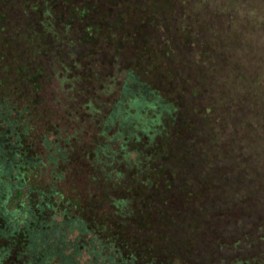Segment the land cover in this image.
<instances>
[{
	"label": "trees",
	"instance_id": "1",
	"mask_svg": "<svg viewBox=\"0 0 264 264\" xmlns=\"http://www.w3.org/2000/svg\"><path fill=\"white\" fill-rule=\"evenodd\" d=\"M24 1L0 0V131L5 149L11 146L23 162L22 185L12 201L24 206L17 210L19 230L7 226L0 234L9 242L0 262L186 264L182 254L190 241L180 237L201 233L208 211L227 217L254 205L246 197L264 181V168L251 165L237 146L245 143L238 127L226 133L230 119L221 112L245 86L235 90L231 84L215 107H199L206 95L201 90L221 86L223 70L234 81L244 80L255 64L260 74L254 102L264 117V0H199L193 9L206 13L204 25L211 22L189 29L181 16L180 43L173 42L179 34H172L168 22L176 6L182 13L190 6L183 0H121L115 4L125 8L119 21L101 6L104 0H87L75 21L65 13L56 16L48 0ZM75 1L67 0H85ZM134 6V16L148 18L150 25L133 26ZM99 13L119 45L116 55L122 52L125 60L155 56V47L139 40L150 44L160 35L173 72L169 80L175 82L163 90L161 77V88H155L142 73H156L159 66L146 58L136 61V69L119 65L115 56L106 62L99 47L73 59L82 44H101ZM248 128L260 138L264 120ZM212 142L218 159L197 151L207 149L208 155ZM224 182L232 187L220 211L207 203ZM256 261L264 264V256Z\"/></svg>",
	"mask_w": 264,
	"mask_h": 264
},
{
	"label": "rangeland",
	"instance_id": "2",
	"mask_svg": "<svg viewBox=\"0 0 264 264\" xmlns=\"http://www.w3.org/2000/svg\"><path fill=\"white\" fill-rule=\"evenodd\" d=\"M24 1V0H23ZM43 1V0H42ZM81 0H76V3H79ZM86 1L82 4H71L68 3L67 0H48L52 5V8H55L54 13L57 15H61L63 13L66 14V17L70 19V21H75L77 18H79L81 11L85 8ZM115 1V3H114ZM186 1V3H190L189 7H184L185 12L182 13L180 10H184L182 8H178L180 6H176L177 13L169 19V27H172V34H179L178 36H173V42L178 43L182 40V36H180V17H185V20H187V24H191L189 29H197V23H200V26L204 28H208L207 24L211 21H208L206 25H204V18L206 16V13L203 11L197 14L196 10L193 9V6L196 2L199 0H183ZM105 3H102L101 6L104 8V10L108 11V13L113 14V18L115 17L116 20H120V17L125 12V8H121L119 6H116L115 4L121 3V0H104ZM175 4H181L182 0H174ZM26 4V2L24 1ZM55 4H60L63 6V8H59V6H55ZM40 6V5H39ZM114 6V8L112 7ZM128 10H126L127 12ZM178 11L179 14H178ZM264 11V8H263ZM138 12L134 10L129 13L131 22L133 26L137 29V24L143 23L150 25L152 22L148 20V18L144 17H135L134 15H137ZM197 14V15H196ZM203 16H202V15ZM101 13H99V17L95 18L96 26L101 25V36L99 41H101V44L99 42L96 43V48L94 49V45H86L82 44V47L79 49V51L76 54H73V59L76 61H79L81 56L84 57L86 53H97L99 48L102 49V55L101 58H103L106 62L107 60L112 62L115 58H119L118 63L121 66H133L136 69L137 60H140L141 58H146L148 61V65L153 67H158V72L149 73L147 72V75H145V71L142 73L144 78L152 82L153 86L155 88H161L160 80L161 77H164V86L162 87L163 90H166L168 86H170V83H174L175 80L171 79V76L173 75V72L171 70V66L169 63V57L166 54V49H160L164 46V43L160 40V35L157 36V40L152 41L150 44L147 40H143L142 36L140 37V43L143 46H147L148 48H154L155 47V56L151 57H138L136 59H124V55H122V52L118 55H116L117 50L119 48V45L115 43V39L112 38V35L108 33L107 27L105 26V22L100 18ZM203 18V20H202ZM200 19V21H199ZM213 20V19H212ZM138 23H133V22ZM92 22V21H91ZM100 24V25H99ZM136 24V25H135ZM84 27V26H83ZM133 27V28H134ZM76 30L80 28L82 29L81 25H75ZM122 28V27H119ZM211 30H213V26L210 27ZM84 33H87V26L83 28ZM222 31H225L224 28H222ZM158 33H161L160 30H157ZM193 32V31H190ZM206 35L208 36L210 34V31H205ZM121 35V34H120ZM119 35V36H120ZM182 35V34H181ZM119 36L116 40L120 41ZM77 39V38H76ZM74 39L73 41L75 42ZM106 39V40H105ZM80 40V39H79ZM142 40V42H141ZM243 41L246 43L247 41L243 38ZM180 43V42H179ZM256 46L263 48V46H260L259 44H256ZM99 47V48H98ZM108 51V52H107ZM132 57L136 56V52L133 49ZM262 51V50H261ZM260 51V52H261ZM110 52V53H109ZM185 53V58L187 59L189 57L188 52ZM81 54V55H80ZM121 55V56H120ZM257 55V54H256ZM256 55L254 56L255 63L257 62ZM121 57V60H120ZM185 58L182 59L185 61ZM112 59V60H111ZM182 60V62H183ZM146 61L142 63L146 66ZM252 62V61H251ZM155 64H158L155 66ZM249 64V63H248ZM252 64V63H251ZM253 65V64H252ZM250 67V66H249ZM252 72H250L248 75H251L248 78L237 79L236 81L233 80V76L230 74V71L223 70L221 72L223 83L216 87H213L209 89V91H204L203 89L201 92L204 95V101L203 104H201L199 107L205 106V108H211L215 107L213 106L216 103H220L223 101L224 98V91L229 92V87H231V84L234 85L235 90L239 88H243L245 86L246 90L239 91V95H236L238 93H235L236 100H233L232 105L229 106L227 104L226 107L222 108L221 112L224 116V119H230V123L228 124V127H226L227 134H232L238 127L237 135H240L242 137L241 139L245 142L244 144L240 141L241 144H238L237 146L242 149V153L247 156V159H252L254 167L258 166L261 167V169L264 168V135L258 137H254V132L249 129L248 127L253 122H258L259 120H264V117L258 116L257 110L261 107V104L258 102L257 104L254 102L255 99L257 100V96H254L253 89L256 85H253L256 80V77L258 74H260V70L258 71L255 67V64L253 65ZM232 88V87H231ZM191 95V92L189 93L188 97H185V99H189V96ZM219 98V100H217ZM187 99V100H188ZM247 100V101H246ZM232 108L230 113H236L234 117H231L227 108ZM203 123V122H202ZM201 123V124H202ZM244 125V126H243ZM205 127V124H203ZM261 130L259 133H263L264 129ZM211 132V129H208ZM256 141L254 144L253 142ZM197 151L204 153L206 156H217V149L216 146H214L213 142L210 144L208 155H207V149H197ZM264 170H262L263 172ZM243 176L241 173H235L234 176ZM258 183L256 184V192L246 197L247 204L250 202L254 203V205L237 209L235 213L232 216L227 217H221L216 216V213H211V211H208L205 218H203V231L201 233H189L187 237H180L181 240L188 238V243L185 244V246H188L184 250V255L182 254V258L186 260V264H258L256 259L258 256H264V181L261 183V179H259ZM232 184L228 182H224L222 184V189L220 191L213 190L211 191V199L208 201V206L212 207H219L222 205L224 198L227 195V190L229 191V188H231ZM244 188H247L246 185ZM219 192L221 194H219ZM247 191L245 190V193ZM251 197V198H250ZM219 210L221 211L220 207ZM219 211V212H220ZM218 212V213H219ZM4 226L3 222L0 220V227ZM199 232V231H198ZM16 237L10 241L11 244H14V240ZM180 241V240H179ZM9 242L6 241L2 236H0V250L6 247V245ZM0 264H10L5 262H0Z\"/></svg>",
	"mask_w": 264,
	"mask_h": 264
},
{
	"label": "flooded vegetation",
	"instance_id": "3",
	"mask_svg": "<svg viewBox=\"0 0 264 264\" xmlns=\"http://www.w3.org/2000/svg\"><path fill=\"white\" fill-rule=\"evenodd\" d=\"M5 144V134L3 131H0V219L7 222V224L0 227L1 235L6 233L7 226L11 232L19 230L21 217L18 215L19 213L17 214V210L20 211L24 207L12 201L15 197L16 188L22 185L20 182V166L23 162H21V156L13 153L11 146L5 149ZM11 205L14 207L10 210L9 206ZM8 222H10V224H8ZM39 234H42V237L47 236L46 232H40ZM35 237L36 235L34 238ZM32 241H34L33 238ZM33 243L34 242H32L31 245H33Z\"/></svg>",
	"mask_w": 264,
	"mask_h": 264
}]
</instances>
